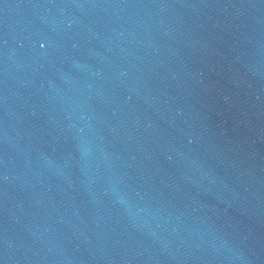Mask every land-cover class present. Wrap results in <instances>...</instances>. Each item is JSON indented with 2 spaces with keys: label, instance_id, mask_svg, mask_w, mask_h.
Returning <instances> with one entry per match:
<instances>
[{
  "label": "water",
  "instance_id": "water-1",
  "mask_svg": "<svg viewBox=\"0 0 264 264\" xmlns=\"http://www.w3.org/2000/svg\"><path fill=\"white\" fill-rule=\"evenodd\" d=\"M0 264H264V0H0Z\"/></svg>",
  "mask_w": 264,
  "mask_h": 264
},
{
  "label": "clouds",
  "instance_id": "clouds-1",
  "mask_svg": "<svg viewBox=\"0 0 264 264\" xmlns=\"http://www.w3.org/2000/svg\"><path fill=\"white\" fill-rule=\"evenodd\" d=\"M41 47H43V45H41Z\"/></svg>",
  "mask_w": 264,
  "mask_h": 264
}]
</instances>
